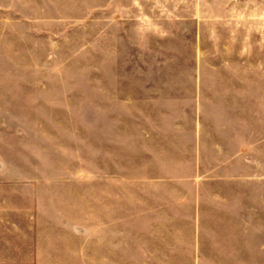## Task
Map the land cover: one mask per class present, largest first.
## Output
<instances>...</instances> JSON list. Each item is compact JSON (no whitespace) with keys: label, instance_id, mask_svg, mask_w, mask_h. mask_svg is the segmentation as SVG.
I'll return each instance as SVG.
<instances>
[{"label":"rangeland","instance_id":"obj_1","mask_svg":"<svg viewBox=\"0 0 264 264\" xmlns=\"http://www.w3.org/2000/svg\"><path fill=\"white\" fill-rule=\"evenodd\" d=\"M203 1L206 62L177 68L193 77L201 69L206 102L218 95L219 119L238 125L248 153L189 163L204 173L191 222L159 224L128 211L126 264H264V0ZM104 3L0 0V204L10 206V264H104L105 192L120 180L129 188L135 176L121 171H134L133 161L109 155V136L120 117L123 129L135 120L137 96L147 94L146 81L124 80L119 97L110 79ZM189 22L198 38V22ZM127 23L132 42L150 41L149 18Z\"/></svg>","mask_w":264,"mask_h":264},{"label":"crops","instance_id":"obj_2","mask_svg":"<svg viewBox=\"0 0 264 264\" xmlns=\"http://www.w3.org/2000/svg\"><path fill=\"white\" fill-rule=\"evenodd\" d=\"M104 1L103 14L109 17L105 33L110 40L113 38L115 51L110 79L118 82L119 97L124 80L135 87H142L140 82L146 81L143 87L147 91L137 96L142 105L136 111L135 120L123 129L120 117L114 136H109V155L118 156L120 161H133L134 171L131 168L121 171L127 178L132 173L135 176L130 178L129 188L120 180L113 184L112 192H105L104 226L108 228L104 241L108 240V245L104 246V264H126L128 211L136 219H151L150 222L156 219L154 223L159 224H174L177 218L191 222L190 218L197 215L194 211L200 210L204 199L199 188L204 173L198 165L192 171L189 163L202 159L232 160L234 155L248 153L244 146L249 148V139L241 140L238 125L234 126L231 120L219 119L216 92L211 103L206 102L201 84L205 76L201 69L193 77L177 68L185 63L200 66L206 62V49L201 44L205 1L198 0L197 4H192L196 0ZM141 1L145 2L146 11L136 9L141 7ZM137 16L149 18L150 41L145 37L147 34L145 39L140 35L133 42L130 40L127 21ZM111 17L115 18L113 27ZM191 18L198 22L199 35L195 39L190 35ZM181 33L182 38L177 36ZM138 58L145 61L140 63ZM144 62L151 67H142L140 64ZM109 64L111 68V62ZM157 76H161L160 84H150ZM191 81H194L192 86ZM207 114L210 120L205 119ZM231 116V112L226 111V117L231 119ZM192 123L194 128L190 126ZM211 150L214 157L209 156ZM4 203L5 206L0 204V264H10V206ZM224 205L221 201L217 207Z\"/></svg>","mask_w":264,"mask_h":264}]
</instances>
